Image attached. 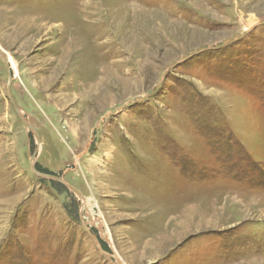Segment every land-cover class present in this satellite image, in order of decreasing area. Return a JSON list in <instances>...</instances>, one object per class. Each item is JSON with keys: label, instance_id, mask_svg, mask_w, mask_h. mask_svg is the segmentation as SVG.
Masks as SVG:
<instances>
[{"label": "rangeland", "instance_id": "1", "mask_svg": "<svg viewBox=\"0 0 264 264\" xmlns=\"http://www.w3.org/2000/svg\"><path fill=\"white\" fill-rule=\"evenodd\" d=\"M0 50V264H264V0H0Z\"/></svg>", "mask_w": 264, "mask_h": 264}, {"label": "water", "instance_id": "2", "mask_svg": "<svg viewBox=\"0 0 264 264\" xmlns=\"http://www.w3.org/2000/svg\"><path fill=\"white\" fill-rule=\"evenodd\" d=\"M0 57L2 58L3 62H4V66H5V69L9 75V79H8V86H7V90H6V97H7V100L9 101L10 103V106L12 107V109L14 110V112L18 115L21 123H22V126L24 128V130L28 131V132H31L32 134H34V136L36 137L33 129L27 124V122L24 120V117L22 116L21 114V111H20V108L17 106V104L14 102L13 98L11 97V94H10V84L12 82L11 80V76H10V68H9V63H8V59H7V56L6 54H4L3 51L0 50ZM37 138V137H36ZM30 160H31V164H30V168L32 170V172L34 173V175L42 178V179H48V180H56L57 182H59L60 184L64 185L68 190H70L73 194L76 195V197L79 199V200H82V197L81 195L74 189L72 188L71 186H68L67 184H64L63 181L61 179H54L53 177H49V176H46V175H43V174H39L35 167H34V163H33V160H34V154L33 156H30ZM110 258H112L116 264H122L120 262V260L113 256V255H108Z\"/></svg>", "mask_w": 264, "mask_h": 264}, {"label": "bare ground", "instance_id": "3", "mask_svg": "<svg viewBox=\"0 0 264 264\" xmlns=\"http://www.w3.org/2000/svg\"><path fill=\"white\" fill-rule=\"evenodd\" d=\"M7 59H8V58H7ZM21 114H22V113H21ZM82 206H86V203L84 202V204H82ZM87 215H89V217H91L92 212L87 211Z\"/></svg>", "mask_w": 264, "mask_h": 264}]
</instances>
